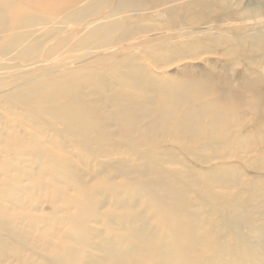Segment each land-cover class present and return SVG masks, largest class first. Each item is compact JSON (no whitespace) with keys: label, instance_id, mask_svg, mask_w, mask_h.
<instances>
[{"label":"bare ground","instance_id":"bare-ground-1","mask_svg":"<svg viewBox=\"0 0 264 264\" xmlns=\"http://www.w3.org/2000/svg\"><path fill=\"white\" fill-rule=\"evenodd\" d=\"M263 1L0 0V264H264Z\"/></svg>","mask_w":264,"mask_h":264},{"label":"rangeland","instance_id":"rangeland-1","mask_svg":"<svg viewBox=\"0 0 264 264\" xmlns=\"http://www.w3.org/2000/svg\"><path fill=\"white\" fill-rule=\"evenodd\" d=\"M181 1V0H179ZM186 1V0H185ZM242 7L248 8L249 6L256 7L257 1L259 0H236ZM264 4V1L262 2ZM258 6V5H257ZM255 11H260L261 17L257 21H264V6L261 9H256ZM184 56L183 62L181 63V67L179 69H172L169 71V74L171 75H181L182 72L185 73V65L187 66V70H191L193 75L199 76V71L204 68L205 61L200 59H206L212 63V69L217 70L221 73V78H224L225 75L230 73L232 75L234 86L235 88H238V85L241 83L242 78V70L244 69V66L247 65L249 67L250 72V81L251 83L257 88L259 92H262L264 90V75L263 73L257 68L256 61H247L245 65H235L234 59H236V55L234 56H226L222 50L216 51L215 54H200V58L198 59H191V52L185 51L182 53ZM252 60V59H250ZM232 61V62H231ZM234 73L232 74V72ZM241 77V78H240ZM254 129H250V132H253ZM259 136L264 135V128H259V133H257ZM264 140V137H263ZM262 147L264 148V141L262 143ZM264 166V163H263ZM260 186L264 189V183H261Z\"/></svg>","mask_w":264,"mask_h":264}]
</instances>
